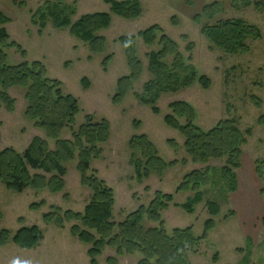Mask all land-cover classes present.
<instances>
[{
  "label": "rangeland",
  "instance_id": "rangeland-1",
  "mask_svg": "<svg viewBox=\"0 0 264 264\" xmlns=\"http://www.w3.org/2000/svg\"><path fill=\"white\" fill-rule=\"evenodd\" d=\"M58 1L0 0V13L10 20L4 26L9 42L17 44L25 53L22 57L16 48L6 50L7 64L42 63L48 78L61 82L64 93L78 101L80 112L73 130H77L88 115L95 120L108 121L110 138L102 146V157L92 161L91 168L114 191V221L121 222L141 205L147 207L155 193L161 192L173 195L172 204L161 212L166 232L192 227L193 236L200 237L203 223L209 218L205 203L214 201L220 206V214L214 218L215 227L208 238L189 253L188 264H264V228L261 225L264 199L260 195L264 183L255 173V163L264 160V128L258 122L264 116V5L259 10L254 6L261 0H250L248 7L233 4L231 0H139L142 15L136 20H124L111 14L109 5L103 0H63L61 7L75 10L71 22L88 14L111 16L110 27L101 33L106 39L105 51L97 55L90 54L68 30L55 29L51 23L39 34V28L32 23L33 14L38 9L46 10V2L56 5ZM214 2L222 7L216 18L239 19L258 30V38L245 40L243 52L224 53L200 34V24L195 23L193 17ZM153 25L159 26L176 42L185 62L198 76H206L209 80L208 89L196 81L176 93L162 94L156 103L157 115L134 97L150 79L145 55L151 48L140 40H137V47L143 72L122 103H112L117 80L129 74L118 38L136 35ZM109 55L112 58L104 69L102 61ZM8 92L15 100V108L12 113L0 109V152L6 148L22 152L34 137L46 138L24 115V90L11 88ZM177 101L186 102L194 109V123L202 131L229 119L244 134L246 143L242 146L241 168L236 171L238 190L235 193L227 195L222 188L219 173L222 161L193 164L185 154L183 137L164 123V116L170 113L168 105ZM141 135L154 145L166 164L175 163L161 175L152 173L139 182L130 158L129 141ZM60 139H71L69 129L62 131ZM47 141L53 149L54 141ZM76 165L77 159L65 163V187L56 194L31 190L18 194L0 183V230L5 229L13 236L21 227L37 226L42 233V240L35 249L24 250L11 242L0 248V264H89L86 254L89 247L70 233L73 223H65L60 228L45 224L42 219L51 207L62 212H82L88 204L90 191L80 184ZM207 167L211 169L210 181L201 188L203 200L192 213H187L181 206L193 193H177L176 189L187 174ZM41 201L45 206L37 211L30 210L31 204ZM144 225L158 226L147 220ZM111 255L113 251L106 249L98 258V264H105V259ZM139 259L138 254L126 255L119 259V264H136Z\"/></svg>",
  "mask_w": 264,
  "mask_h": 264
},
{
  "label": "trees",
  "instance_id": "trees-1",
  "mask_svg": "<svg viewBox=\"0 0 264 264\" xmlns=\"http://www.w3.org/2000/svg\"><path fill=\"white\" fill-rule=\"evenodd\" d=\"M62 2L60 0L56 5L46 2V10L38 9L33 14L32 23L39 28V34L51 23L55 29L68 30L71 36L88 48L90 54H103L106 39L101 33L110 27L111 16L105 13L88 14L71 22L75 10L72 7H61ZM103 2L109 5L111 14L121 19L136 20L142 15L139 0ZM231 2L244 7L251 5L250 0ZM263 5L264 0H261L254 6L259 10ZM221 8L219 2L206 5L193 17V21L200 24V34L213 47L227 54L243 52L246 49L245 40L248 37L258 38L259 32L254 26L239 19L216 18ZM9 22L0 13V109L14 112L15 100L8 91L11 88H22L26 102L24 115L33 122L34 128L44 132L46 139L34 137L22 152L12 148L2 150L0 183L7 190L18 194L26 190L60 193L65 187V163L77 159L80 184L90 191V200L82 212H62L59 208L51 207L50 212L43 215L45 224H55L62 228L65 223H73L70 233L89 247L86 252L89 264H98V258L106 249L113 251V255L105 259V264H119L120 258L134 254L140 256L136 264H188L189 253L195 251L214 229V218L220 214L219 204L214 201L205 203L209 218L203 223L200 237L193 236L192 227L166 232L161 212L172 204L173 195L161 192L155 193L147 207L141 205L121 222L114 221V191L91 168L92 161L102 157V146L110 138L108 121L95 120L88 115L78 129L73 130L75 118L80 112L79 104L74 97L64 93L61 82L48 78L46 68L40 62L7 64L8 49L16 48L22 57L25 56L17 44L9 42V35L4 28ZM137 40L151 48L145 55L150 79L134 97L140 104L150 108L153 114H159L156 103L162 94L176 93L196 81L208 89L209 80L206 76H198L196 70L185 62L176 42L165 35L159 26L153 25L136 35L121 36L117 40L123 48L129 74L116 82V93L112 97L114 105L122 103L143 72ZM190 49L188 46L187 50ZM111 58L109 55L103 59L101 65L104 69ZM168 109L170 113L164 116L163 121L183 137L186 156L193 164L199 165L222 161L223 165L219 168L222 188L227 195L235 193L238 190L236 171L241 168L242 146L246 143L244 134L235 122L229 119L219 121L212 129L202 131L195 125V111L188 103L172 102ZM258 122L264 128V116ZM66 129L71 132L70 140L60 139V134ZM47 140L54 141L53 149H50ZM129 149L139 182L149 178L152 173L161 175L175 163L166 164L144 135L131 138ZM210 170L207 167L190 172L177 187V193H193L181 206L187 213H192L194 207L202 202L201 188L209 183ZM255 173L264 183V160L255 163ZM260 195L264 199V187L260 189ZM43 206L45 203L41 201L31 204L29 208L37 211ZM145 220L158 226L146 227ZM261 225L264 228V216ZM41 240L42 233L37 226L21 227L13 236L5 229L0 230V248L11 242L21 249L32 250L38 247Z\"/></svg>",
  "mask_w": 264,
  "mask_h": 264
},
{
  "label": "crops",
  "instance_id": "crops-1",
  "mask_svg": "<svg viewBox=\"0 0 264 264\" xmlns=\"http://www.w3.org/2000/svg\"><path fill=\"white\" fill-rule=\"evenodd\" d=\"M237 180H238V178H237ZM247 239H249V238H247Z\"/></svg>",
  "mask_w": 264,
  "mask_h": 264
}]
</instances>
